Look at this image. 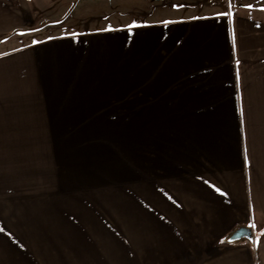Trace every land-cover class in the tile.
Returning <instances> with one entry per match:
<instances>
[{
  "label": "crops",
  "instance_id": "0c3cea01",
  "mask_svg": "<svg viewBox=\"0 0 264 264\" xmlns=\"http://www.w3.org/2000/svg\"><path fill=\"white\" fill-rule=\"evenodd\" d=\"M42 4L0 0V37L34 26ZM262 9L75 0L52 34L1 43L0 175L76 129L139 127L143 162L138 197L2 186L0 264H264ZM241 226L251 241L227 243Z\"/></svg>",
  "mask_w": 264,
  "mask_h": 264
},
{
  "label": "rangeland",
  "instance_id": "374dc122",
  "mask_svg": "<svg viewBox=\"0 0 264 264\" xmlns=\"http://www.w3.org/2000/svg\"><path fill=\"white\" fill-rule=\"evenodd\" d=\"M235 1L211 0V3L222 2L226 7H231ZM74 2L51 0V4H42L38 8L40 15L34 26L0 37V44L11 38L15 39L14 45L21 44L17 41H24L25 38L27 41L25 35L31 30L45 29L43 33L46 36L52 34L51 30L55 28L51 23L63 17L62 14L68 12ZM31 42H35V39ZM74 136L75 142L53 145L50 159L14 161V166L8 169L9 174L0 175V197L4 185L14 189L35 187V192L26 193L32 195L45 193L48 185L60 183L68 185L69 189H77L76 185L83 184L132 185V189L136 190L133 195L138 197L139 169L143 162L141 128L76 129Z\"/></svg>",
  "mask_w": 264,
  "mask_h": 264
},
{
  "label": "water",
  "instance_id": "95a60500",
  "mask_svg": "<svg viewBox=\"0 0 264 264\" xmlns=\"http://www.w3.org/2000/svg\"><path fill=\"white\" fill-rule=\"evenodd\" d=\"M240 241H251V231L245 226L238 227L227 238V243L233 244Z\"/></svg>",
  "mask_w": 264,
  "mask_h": 264
},
{
  "label": "snow or ice",
  "instance_id": "6c2138e0",
  "mask_svg": "<svg viewBox=\"0 0 264 264\" xmlns=\"http://www.w3.org/2000/svg\"><path fill=\"white\" fill-rule=\"evenodd\" d=\"M262 10H264V9H262ZM257 243H258V241H257Z\"/></svg>",
  "mask_w": 264,
  "mask_h": 264
}]
</instances>
